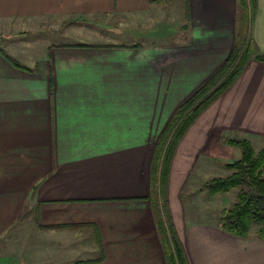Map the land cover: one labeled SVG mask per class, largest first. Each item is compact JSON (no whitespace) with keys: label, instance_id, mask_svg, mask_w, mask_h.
Returning <instances> with one entry per match:
<instances>
[{"label":"crops","instance_id":"1","mask_svg":"<svg viewBox=\"0 0 264 264\" xmlns=\"http://www.w3.org/2000/svg\"><path fill=\"white\" fill-rule=\"evenodd\" d=\"M257 2L252 36L264 54ZM237 17V0H0V241L24 213L44 264H167L151 202L153 155L175 111L230 56ZM153 23L164 29L149 34L168 42L121 41ZM44 27L62 31L59 42ZM232 135L264 148V62L255 58L171 161L164 208L189 264H264L257 229L234 236L221 210L189 218L181 201L187 187L194 194L192 177L204 178L205 200L194 209L224 198H209L206 183L240 157L222 142Z\"/></svg>","mask_w":264,"mask_h":264},{"label":"trees","instance_id":"2","mask_svg":"<svg viewBox=\"0 0 264 264\" xmlns=\"http://www.w3.org/2000/svg\"><path fill=\"white\" fill-rule=\"evenodd\" d=\"M237 2L236 42L230 56L220 69L175 111L162 132L153 155L151 202L153 208L160 210L157 213L158 226L165 244L167 264H189L184 247L175 234L164 208L163 189L169 178L176 148L199 116L234 84L250 60L255 58L264 62V54L260 53L252 36L258 2L257 0ZM222 142L227 146L239 148L241 155L237 160L225 164V168L230 172L227 176L214 177L207 181V194L216 196L238 189L234 205L221 210L218 214L222 228L234 236L246 238L256 226L258 238L264 240V148L256 150L252 142L246 138L224 136ZM23 218L24 213L19 222Z\"/></svg>","mask_w":264,"mask_h":264},{"label":"rangeland","instance_id":"3","mask_svg":"<svg viewBox=\"0 0 264 264\" xmlns=\"http://www.w3.org/2000/svg\"><path fill=\"white\" fill-rule=\"evenodd\" d=\"M173 8L168 7L167 10H172ZM174 23L169 27V34L172 35V38L170 42H174L177 40V35L179 34V28L178 25L179 18L176 16L174 18ZM182 23L184 22V18L181 20ZM187 24V23H185ZM46 26V25H45ZM47 28V27H46ZM164 29V26H159V24L156 25V23H153L149 26H138V29L133 30V33L129 31L123 33L122 37H120L121 41L123 40V43L125 44H160L164 42H168L165 38L162 37H154L149 33L159 34V29ZM103 33H106L110 36V34L107 31H104ZM3 34V33H2ZM62 31H59V29H45L44 27V37L51 41V42H59L61 39ZM1 36V35H0ZM160 36V35H159ZM4 37V36H2ZM1 37V38H2ZM30 39H33L32 37ZM0 46L2 48H5V45L3 41L0 42ZM232 137H237V135H232ZM238 138V137H237ZM224 144V143H223ZM225 145V144H224ZM227 146V145H226ZM231 147V146H230ZM256 150H259L260 147L258 143H255ZM238 151H240L239 148H236ZM241 155V154H240ZM237 159H233L231 161H227L224 159L223 161L227 163L233 162ZM228 171V170H227ZM230 172L228 171V174ZM227 174V175H228ZM222 176V175H220ZM219 177V176H217ZM224 177V176H223ZM211 179V177H209ZM214 178V177H213ZM192 179H196V186L195 191H192L194 194L190 197L187 196L188 194V187L183 193V196L181 198L182 203L185 204V215L189 218H197L201 217L202 215L208 216L209 219H215L217 212L219 210L229 209L231 208L234 203L236 202L238 189H234L230 191L228 194H225L224 198L216 199L215 202L212 204H209L208 207L204 210L197 209L201 201L205 200V197L203 195H200L202 192L203 184H204V178L203 177H192ZM208 195V194H207ZM179 193L176 192V201L178 202ZM210 198V196L208 195ZM188 200L193 204L192 206L188 204ZM217 202V203H216ZM196 204V205H194ZM194 209V207H196ZM176 211L178 213L181 212V208L178 204V207L176 208ZM219 217V216H218ZM179 220V218H178ZM33 226V225H32ZM257 229L255 226L254 229H252V233ZM18 230V231H17ZM20 230V231H19ZM31 227L25 225V222L22 220L20 221L11 231H9L5 237L0 241V264H5L8 262H15L16 260H19L15 264H44L43 262H46L48 260V257L42 256L38 253L39 247V238H36L35 234L31 232ZM32 249H35L34 252L30 251ZM30 253H34L35 256H31ZM5 258V259H4ZM7 264V263H6ZM14 264V263H13Z\"/></svg>","mask_w":264,"mask_h":264}]
</instances>
